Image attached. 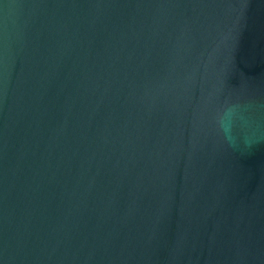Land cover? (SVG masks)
Here are the masks:
<instances>
[{
	"label": "water",
	"instance_id": "water-1",
	"mask_svg": "<svg viewBox=\"0 0 264 264\" xmlns=\"http://www.w3.org/2000/svg\"><path fill=\"white\" fill-rule=\"evenodd\" d=\"M17 4L11 9L4 5ZM0 264H264V0H0Z\"/></svg>",
	"mask_w": 264,
	"mask_h": 264
},
{
	"label": "clouds",
	"instance_id": "clouds-1",
	"mask_svg": "<svg viewBox=\"0 0 264 264\" xmlns=\"http://www.w3.org/2000/svg\"><path fill=\"white\" fill-rule=\"evenodd\" d=\"M4 7L14 10L21 6L13 3ZM14 15L10 12L0 24L7 28ZM212 124L223 144L233 152L246 154L254 146L264 143V108L251 100H226L215 109Z\"/></svg>",
	"mask_w": 264,
	"mask_h": 264
}]
</instances>
